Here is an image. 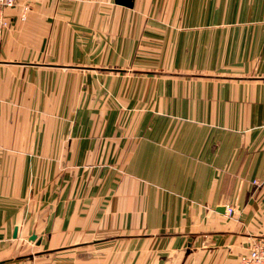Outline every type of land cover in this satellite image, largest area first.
<instances>
[{"label":"crops","instance_id":"crops-1","mask_svg":"<svg viewBox=\"0 0 264 264\" xmlns=\"http://www.w3.org/2000/svg\"><path fill=\"white\" fill-rule=\"evenodd\" d=\"M29 1L0 39V264H243L264 0Z\"/></svg>","mask_w":264,"mask_h":264},{"label":"built area","instance_id":"built-area-1","mask_svg":"<svg viewBox=\"0 0 264 264\" xmlns=\"http://www.w3.org/2000/svg\"><path fill=\"white\" fill-rule=\"evenodd\" d=\"M11 9H17L19 18L25 21L32 9L31 2L29 0H0V39L11 26V16L9 15ZM226 212L228 215H232L234 208L227 206ZM243 264H264V239H258L251 244Z\"/></svg>","mask_w":264,"mask_h":264},{"label":"water","instance_id":"water-1","mask_svg":"<svg viewBox=\"0 0 264 264\" xmlns=\"http://www.w3.org/2000/svg\"><path fill=\"white\" fill-rule=\"evenodd\" d=\"M115 3L126 6V7H132L133 6V0H115ZM17 236V228L14 229L13 237L16 238ZM35 239V235L31 236V240Z\"/></svg>","mask_w":264,"mask_h":264},{"label":"rangeland","instance_id":"rangeland-1","mask_svg":"<svg viewBox=\"0 0 264 264\" xmlns=\"http://www.w3.org/2000/svg\"><path fill=\"white\" fill-rule=\"evenodd\" d=\"M33 6H34V5H33V2H31V8H32V9H33ZM32 9H31V10H32Z\"/></svg>","mask_w":264,"mask_h":264}]
</instances>
